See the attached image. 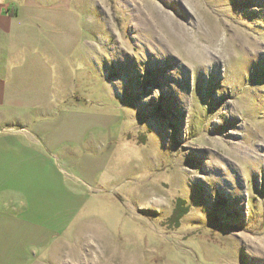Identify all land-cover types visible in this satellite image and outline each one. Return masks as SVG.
Listing matches in <instances>:
<instances>
[{"label": "rangeland", "instance_id": "374dc122", "mask_svg": "<svg viewBox=\"0 0 264 264\" xmlns=\"http://www.w3.org/2000/svg\"><path fill=\"white\" fill-rule=\"evenodd\" d=\"M137 1L24 22L91 115L68 167L87 202L36 264H264V0Z\"/></svg>", "mask_w": 264, "mask_h": 264}, {"label": "crops", "instance_id": "0c3cea01", "mask_svg": "<svg viewBox=\"0 0 264 264\" xmlns=\"http://www.w3.org/2000/svg\"><path fill=\"white\" fill-rule=\"evenodd\" d=\"M37 4L0 0V264L47 263L64 244L54 233L72 225L87 202L68 167L91 115L73 110L81 94L66 75L57 78L50 31L24 30L27 20L50 18ZM92 117L104 131L103 116Z\"/></svg>", "mask_w": 264, "mask_h": 264}, {"label": "bare ground", "instance_id": "6f19581e", "mask_svg": "<svg viewBox=\"0 0 264 264\" xmlns=\"http://www.w3.org/2000/svg\"><path fill=\"white\" fill-rule=\"evenodd\" d=\"M125 1V0H124ZM129 2H132V3H139L137 0H128ZM136 8V7H135ZM138 8V7H137ZM155 8V7H154ZM141 11V10H140ZM159 11V10H158ZM163 13V11L162 12H160V14H162ZM149 14V13H148ZM158 14H159V12H158ZM154 15H156V14H154ZM163 15V14H162ZM160 16V15H159ZM155 17V16H154ZM165 22H166V20H165ZM149 27V26H148Z\"/></svg>", "mask_w": 264, "mask_h": 264}]
</instances>
